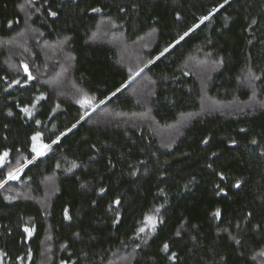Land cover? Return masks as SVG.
Masks as SVG:
<instances>
[{"label":"trees","instance_id":"obj_1","mask_svg":"<svg viewBox=\"0 0 264 264\" xmlns=\"http://www.w3.org/2000/svg\"><path fill=\"white\" fill-rule=\"evenodd\" d=\"M0 157V264H264V0H0Z\"/></svg>","mask_w":264,"mask_h":264},{"label":"snow or ice","instance_id":"obj_2","mask_svg":"<svg viewBox=\"0 0 264 264\" xmlns=\"http://www.w3.org/2000/svg\"><path fill=\"white\" fill-rule=\"evenodd\" d=\"M227 2H228V0H225V3H227ZM221 7H223V5H221ZM92 11H94V12H98V11H100V9H93ZM50 14H51L52 16H55V15H56L55 12H52V13H50ZM203 19H204V20H207L208 17L205 16ZM202 22H203V21H202ZM196 27H198V25H197ZM190 31H192V29H189V32H190ZM187 35H188V32H185V33H184V36H181L180 39L183 40L184 37L187 36ZM166 51H167V49H165V52H166ZM163 54H164V53H161V55H163ZM25 71H27V68H26V67H25ZM29 78L31 79V77H29ZM86 102H87V101H86L85 99H83V98H82L81 100L77 101V103H86ZM9 114H11V113H9ZM73 127H75V125H74ZM38 137H39V133H37L36 136H33L32 139L35 141V140L38 139ZM253 143H255V141H253ZM43 147L46 148V147H48V146H47V145H44ZM32 150H33L34 152H36L38 156L44 154L43 151H37V149H36L35 146L33 147ZM4 156H7V153H4ZM2 160H3V157H0V161H2ZM29 163H31V161H29ZM16 171H19V169H17ZM8 178H9V179H16L17 177H16V175H15L14 172H9V174H8ZM0 186H2V185H0ZM236 187H239V184H237ZM101 191H103V189H101ZM216 215L219 216V211H217ZM66 218H67V217H66ZM25 231H28V230L25 229ZM141 231H143V229H141ZM29 234H30V233H29ZM163 250H164V251H167V250H168V245H167V244L164 245ZM261 255H264V253H261ZM170 259H171V257H170Z\"/></svg>","mask_w":264,"mask_h":264},{"label":"rangeland","instance_id":"obj_3","mask_svg":"<svg viewBox=\"0 0 264 264\" xmlns=\"http://www.w3.org/2000/svg\"><path fill=\"white\" fill-rule=\"evenodd\" d=\"M34 146L36 147L37 151H43V150H44V147H43L42 143L40 142L39 137H38V139L35 140V141L32 139V146H31V149H33ZM32 152H33V153H36V152H34L33 150H32ZM36 154H37V153H36Z\"/></svg>","mask_w":264,"mask_h":264}]
</instances>
